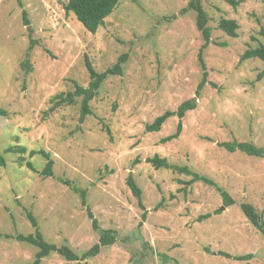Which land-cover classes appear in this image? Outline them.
<instances>
[{
    "label": "rangeland",
    "instance_id": "374dc122",
    "mask_svg": "<svg viewBox=\"0 0 264 264\" xmlns=\"http://www.w3.org/2000/svg\"><path fill=\"white\" fill-rule=\"evenodd\" d=\"M66 2L0 0V107L7 111L0 115V233H32L29 211L50 243L78 254L97 243L99 231L61 178L86 190L99 228L112 230L115 240L86 262L51 252L40 264H264V233L240 209L250 203L264 219V156L217 145L251 141L264 149V76L257 78L263 62L239 61L245 49L264 41V0L235 6L202 0L212 40L203 59L215 86L206 83L198 95L203 40L195 13L179 12L188 0H118L94 34L64 9ZM222 17L238 23L236 37L218 28ZM31 40L25 73L20 63ZM121 54L127 56L122 73L104 80L82 122L80 98L49 110L55 95L73 90L72 81L87 85L85 57L100 72ZM187 99L195 108L183 116L179 137L161 142L175 131L176 115L159 131L145 130ZM15 145L26 147L25 159L37 171L6 151ZM40 149L54 161L50 177L38 173L46 160L28 155ZM154 154L208 177L234 203L225 206L216 188L202 181L186 185L189 175L155 169L144 161ZM130 173L141 189L145 219L126 183ZM36 251L30 243L0 237V264H25Z\"/></svg>",
    "mask_w": 264,
    "mask_h": 264
},
{
    "label": "trees",
    "instance_id": "16d2710c",
    "mask_svg": "<svg viewBox=\"0 0 264 264\" xmlns=\"http://www.w3.org/2000/svg\"><path fill=\"white\" fill-rule=\"evenodd\" d=\"M225 2L231 4L232 6H235L239 3V0H224ZM118 0H67V2L64 5V9L66 11L73 12L76 19L84 26V28L94 34L97 29L104 24V19L111 14L115 6L117 5ZM188 11H193L195 13V26L197 30L199 31L201 37H202V44L198 51V62L199 66L202 70V76L200 81L197 84L195 93L198 95L202 88L205 86L206 83H209L212 86H215L214 83L209 82L207 80V70L206 65L203 59V50L209 45V43L212 42L211 40V27L208 25V15L206 11L203 8L202 0H188L187 4L180 9V14H184ZM23 14H25V11H23ZM25 22L27 20L25 19ZM218 28L224 31L227 35L231 37L237 36V28L238 23L234 19L230 18H220L218 21ZM259 33L263 36L264 39V28L261 27ZM35 43L34 40H31L30 45L28 46L26 52H25V58L21 61L20 66L21 69L25 71V73H28L30 71L29 67V57H30V51L33 47V44ZM126 54H121L118 56L116 62L112 64L111 66L107 67L103 71H96L90 61L87 57H85V65L87 72L89 74V81L86 86H82L78 84L76 81L73 82V90L67 91L65 93H60L55 95L52 98V105L49 110H54L58 106L65 104V105H72L77 102V99L80 98V112H79V121L82 122L86 115L91 113V107H90V101L95 97L98 89L104 82V80L110 76V75H116L122 73L123 63L126 60ZM248 58H259L263 62V68L258 72L257 78L261 79L264 76V41L258 43L254 47H249L245 49L242 54L240 55L239 61H243ZM195 108V102L193 99H187L181 102L176 110H165L162 114L158 115L154 118V120L151 123H147L145 125V130L147 132H153V131H159L161 129L162 124L164 121L173 115H176L178 117V122L176 124L175 131L161 139V142H167L172 139H175L179 137L181 131H182V118L185 115L186 111L194 109ZM0 115L6 116L7 111L0 107ZM105 130L108 134H110V131L107 127H105ZM217 145L225 148L226 150L233 152V151H241L248 155L253 156H264V149L255 146L251 141H220L217 142ZM8 152H12L17 155V162L23 163L28 169L32 171H37L36 168L32 165V163L25 159L24 154L26 153L27 149L23 145H15L10 146L6 149ZM40 155L43 157L46 162L43 166V168L38 171V173L42 177H50L53 175V164L54 161L50 157L49 152L45 151L44 149L40 150H30L28 152V155L31 157L33 155ZM146 163H150L155 169H158L160 167L169 168L171 170H174L177 173H183L190 176V179L188 181H185L184 183L190 184L194 181H202L204 183H207L209 185H212L216 188V190L220 193L223 203L225 206L231 205L234 203L233 198L228 194L227 191L220 188L214 182L209 179L208 177L201 175L197 172L192 171L187 166L182 165H176L173 163L168 162L167 158L160 157L158 154H154L153 156L146 157L144 159ZM5 164V161L0 154V166H3ZM60 181L69 186V188L77 193V195L80 197V203L85 208L87 217L91 221L92 228L94 230L99 231V240L97 243L92 245L89 249L81 252L80 254L74 252L68 245L62 244V245H56L54 243H50L46 241L39 229L38 222L36 218L33 216L31 212H27L26 216L28 220L30 221L32 227L34 228V231L30 234L24 235L21 233L12 235V234H2L0 233V237L3 238H14L18 241H24L27 243H30L37 247V251L35 252L34 258L32 261L27 262L25 264H40L41 259L48 256L51 252H56L66 260L70 261H85L93 256H95L101 246L110 245L115 240V234L110 229H100L98 226V222L96 218L94 217L92 211L90 210L89 205L86 201V190L83 188H80L73 183H71L68 179H61ZM126 183L128 187L130 188L132 194L135 196L137 200L138 206L143 209V212L141 214L142 219H145L146 210L144 208V205L142 203L141 198V189L136 184L134 178L132 177L131 173L128 174L126 178ZM240 209L245 215V217L248 219V221L259 231L264 233V219L262 215L254 208V206L247 202H242L240 204ZM210 214H202L198 216V220L208 217ZM219 254H222L227 257H233L234 259H242L245 257V255H236L232 256L231 254L225 253V252H218ZM164 257H168L164 255ZM173 264H181L175 259H171ZM84 262V263H85Z\"/></svg>",
    "mask_w": 264,
    "mask_h": 264
},
{
    "label": "water",
    "instance_id": "95a60500",
    "mask_svg": "<svg viewBox=\"0 0 264 264\" xmlns=\"http://www.w3.org/2000/svg\"><path fill=\"white\" fill-rule=\"evenodd\" d=\"M220 209H221V210L224 209V206H222Z\"/></svg>",
    "mask_w": 264,
    "mask_h": 264
}]
</instances>
